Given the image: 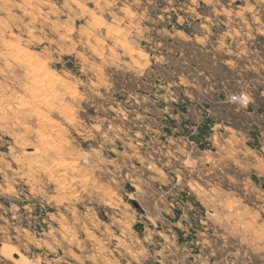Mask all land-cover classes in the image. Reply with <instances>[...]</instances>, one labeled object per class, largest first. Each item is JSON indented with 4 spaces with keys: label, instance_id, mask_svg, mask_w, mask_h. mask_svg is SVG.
<instances>
[{
    "label": "rangeland",
    "instance_id": "374dc122",
    "mask_svg": "<svg viewBox=\"0 0 264 264\" xmlns=\"http://www.w3.org/2000/svg\"><path fill=\"white\" fill-rule=\"evenodd\" d=\"M0 264H264V0H0Z\"/></svg>",
    "mask_w": 264,
    "mask_h": 264
},
{
    "label": "built area",
    "instance_id": "2783aa9c",
    "mask_svg": "<svg viewBox=\"0 0 264 264\" xmlns=\"http://www.w3.org/2000/svg\"><path fill=\"white\" fill-rule=\"evenodd\" d=\"M231 99L237 101L243 107L248 106L250 103L249 96L245 93L234 94L231 96Z\"/></svg>",
    "mask_w": 264,
    "mask_h": 264
},
{
    "label": "trees",
    "instance_id": "16d2710c",
    "mask_svg": "<svg viewBox=\"0 0 264 264\" xmlns=\"http://www.w3.org/2000/svg\"><path fill=\"white\" fill-rule=\"evenodd\" d=\"M204 124V123H203ZM206 125L204 124L203 125V127H199V130H202L203 128L205 129L206 127H205Z\"/></svg>",
    "mask_w": 264,
    "mask_h": 264
}]
</instances>
